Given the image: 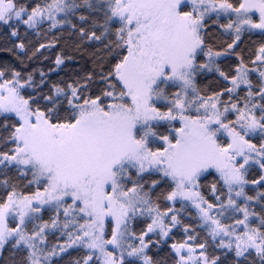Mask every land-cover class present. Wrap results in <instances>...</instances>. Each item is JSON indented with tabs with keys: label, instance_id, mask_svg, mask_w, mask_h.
Returning <instances> with one entry per match:
<instances>
[{
	"label": "snow or ice",
	"instance_id": "obj_1",
	"mask_svg": "<svg viewBox=\"0 0 264 264\" xmlns=\"http://www.w3.org/2000/svg\"><path fill=\"white\" fill-rule=\"evenodd\" d=\"M0 264H264V0H0Z\"/></svg>",
	"mask_w": 264,
	"mask_h": 264
}]
</instances>
